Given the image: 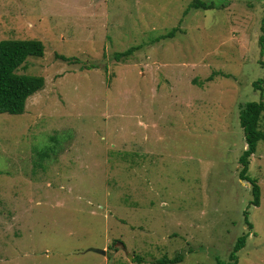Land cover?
<instances>
[{
	"label": "rangeland",
	"instance_id": "rangeland-1",
	"mask_svg": "<svg viewBox=\"0 0 264 264\" xmlns=\"http://www.w3.org/2000/svg\"><path fill=\"white\" fill-rule=\"evenodd\" d=\"M191 1L0 0V40L44 45L17 70L43 88L0 113V264H217L246 232L237 264H264V140L258 206L238 177L264 0Z\"/></svg>",
	"mask_w": 264,
	"mask_h": 264
},
{
	"label": "trees",
	"instance_id": "trees-1",
	"mask_svg": "<svg viewBox=\"0 0 264 264\" xmlns=\"http://www.w3.org/2000/svg\"><path fill=\"white\" fill-rule=\"evenodd\" d=\"M214 1L192 0L183 10V15L187 14L190 9H213L216 8ZM260 35L258 44L263 52L264 47V9L260 21ZM175 28L171 29L163 37L174 35ZM139 46H131L124 51L115 52L113 58L120 61L129 57ZM44 54V45L38 39H3L0 40V113L21 114L25 110V103L28 97L40 91L44 86L42 76L18 73L28 57H41ZM57 57L72 63L74 58L57 54ZM76 60V59H75ZM74 60V61H75ZM94 66L91 64L89 67ZM211 73L207 80H212ZM263 84L264 77L258 78L252 82V87L259 91L258 100H249L239 106L238 120L243 130V137L246 143L245 149L238 157L240 169L238 172L239 179L246 180L250 183L252 199L250 205L258 206L260 199V188L257 180L249 177L248 166L249 157L255 152L259 140H264V133L258 128V121L261 113L264 111L263 101ZM245 224L250 230L251 223L248 220V211H244ZM248 232L239 235L232 245L226 261L216 259L217 264H237V252L246 244ZM136 260L142 262L140 257ZM183 260V254L177 253L173 257L162 256L154 260L155 264H175Z\"/></svg>",
	"mask_w": 264,
	"mask_h": 264
},
{
	"label": "water",
	"instance_id": "water-1",
	"mask_svg": "<svg viewBox=\"0 0 264 264\" xmlns=\"http://www.w3.org/2000/svg\"><path fill=\"white\" fill-rule=\"evenodd\" d=\"M121 246L123 247V245L121 244ZM102 253H104V250L102 251ZM130 257V256H129ZM131 258V257H130Z\"/></svg>",
	"mask_w": 264,
	"mask_h": 264
}]
</instances>
